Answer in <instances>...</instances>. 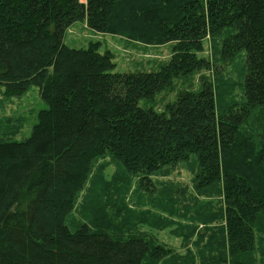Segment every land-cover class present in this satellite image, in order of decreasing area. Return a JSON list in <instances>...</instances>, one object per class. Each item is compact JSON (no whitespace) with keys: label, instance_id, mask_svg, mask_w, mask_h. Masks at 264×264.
<instances>
[{"label":"trees","instance_id":"obj_1","mask_svg":"<svg viewBox=\"0 0 264 264\" xmlns=\"http://www.w3.org/2000/svg\"><path fill=\"white\" fill-rule=\"evenodd\" d=\"M78 22L172 44V56L158 72L114 73L99 43L66 45ZM207 39L211 59L201 56ZM241 56L239 95L205 75ZM196 76L198 88L175 97L174 80L193 88ZM32 85L48 108L30 137L0 141V264H264V0H0V88L10 98ZM161 93L162 108L140 106ZM104 158L125 169V189L134 174L149 194L188 166L191 188L164 182L163 199L150 200L192 224L144 212L72 229ZM174 222L184 252L156 234Z\"/></svg>","mask_w":264,"mask_h":264},{"label":"rangeland","instance_id":"obj_2","mask_svg":"<svg viewBox=\"0 0 264 264\" xmlns=\"http://www.w3.org/2000/svg\"><path fill=\"white\" fill-rule=\"evenodd\" d=\"M82 2L85 3L86 0H82ZM64 42L74 49H86L91 42L99 43L101 53L110 51L114 55V62L116 63L114 73L117 74L158 72L161 69V65L166 63L173 53L172 44H146L119 35L98 33L91 30L86 22H78L72 25L64 36ZM205 46L206 49L201 56L211 59L213 56L209 39L205 41ZM242 58L243 56L234 62H221L214 67L213 71L211 70L205 75L214 76V79L220 77L219 79L233 83L235 87L232 88L230 86L229 89L227 87L225 89H228V92L232 90L234 95H239L241 92L240 83L243 82L242 74L244 72V61ZM202 74L204 75V73ZM193 81L195 86L192 88L189 83H186V80L176 78L174 80V85H176L175 92L184 89L196 90L200 85L199 76H196ZM178 92L175 93V97ZM234 95L232 96L234 97ZM162 96H164V93L159 94L154 101L143 99L140 101V106L146 107L149 105L160 109L163 107L160 103ZM173 96L174 94H170L168 98L173 99ZM47 108L46 102L40 95L39 88L35 85L30 86L22 96L10 98H6L3 88H0V141L20 142L30 137L34 125L38 122L39 113ZM106 163L108 166L105 165ZM118 166L110 158L97 161L93 175L95 174L97 181L103 184H99L97 181L94 183L91 179L87 183L85 190L79 196L76 209L68 218L67 223L72 229L80 223H89L93 227H98L105 220L117 221V218L121 219V217L126 215V217H133V222H136L144 212L149 213V216H153L151 213H154L164 221L175 220L187 226L192 224L191 222L186 223L179 218L172 217L170 212L175 207L170 206L169 212H165L150 200L153 198L155 201L160 202L163 199L164 190L166 189L164 182L165 184L172 183L191 188L193 174L189 171L188 166L181 165L169 177L156 178L158 181L156 187L160 189L155 190L156 192L153 194L147 193L148 191L144 189L142 191L139 190L140 179L134 174H129L130 183L127 187L128 189H125L121 182L124 177L127 178V172ZM159 182H163V187H161ZM118 212L121 215H117ZM93 218L94 220L90 221ZM98 218L100 219L99 221H97ZM119 219L117 222H119ZM146 228L150 229L148 226ZM173 228L177 230L178 224L174 222L173 226L164 231H157L156 234L162 240V243L167 244L176 251L184 252L185 250L182 248L183 241L181 238L175 237L172 232ZM182 228L183 230L180 232H187L185 229L187 227ZM190 245L191 248H195L193 246L195 243Z\"/></svg>","mask_w":264,"mask_h":264}]
</instances>
